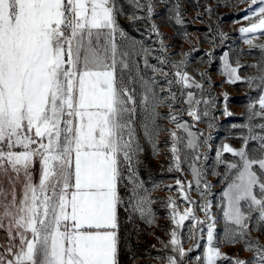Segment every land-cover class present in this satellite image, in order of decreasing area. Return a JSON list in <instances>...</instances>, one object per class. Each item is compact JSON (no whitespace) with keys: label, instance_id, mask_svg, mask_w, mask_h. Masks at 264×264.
<instances>
[{"label":"snow or ice","instance_id":"1","mask_svg":"<svg viewBox=\"0 0 264 264\" xmlns=\"http://www.w3.org/2000/svg\"><path fill=\"white\" fill-rule=\"evenodd\" d=\"M238 2L249 5L239 29L249 52H223L221 74L257 96L232 125L239 146L221 143L209 168L211 78L197 79L156 23L163 7L183 27V0H0V264H120L125 225L138 232L137 220H157L156 190L175 193L161 202L171 226L157 238L159 264H264V0ZM252 52L256 63H242ZM205 56L210 64L213 52ZM161 136L168 171L191 180L161 189L142 178L145 145L158 156ZM209 175L222 185L218 203ZM236 245L249 258L222 251Z\"/></svg>","mask_w":264,"mask_h":264},{"label":"rangeland","instance_id":"2","mask_svg":"<svg viewBox=\"0 0 264 264\" xmlns=\"http://www.w3.org/2000/svg\"><path fill=\"white\" fill-rule=\"evenodd\" d=\"M194 4H196V0H183V11L185 13V24L183 27L168 21L163 7L156 9L158 13L156 23L160 26V31L168 38L167 42L173 45L171 49L172 53L189 54V71L197 79H199V73L201 72H206L211 78V87L207 88L206 91L212 93L216 102L213 114L217 119L214 121L215 128L210 133L214 138L211 142L213 151L209 153L210 168L214 162L215 149L221 143L227 142L233 146H239L238 142L232 138L235 132L238 131L233 130L232 125L245 122L244 118L247 105L257 96V92L250 89L244 83H225V76L221 74L222 65L220 57L223 52H249L248 46L242 42V37L239 33V29L248 24V21L244 20L243 17L249 5L247 3H239L238 0H198V7H194ZM205 8H211V13L206 12ZM198 14L199 18H197ZM120 23L137 39H146L143 25L137 26V24H131L125 17L120 18ZM185 32L187 33L186 37L183 35ZM221 32L226 34L227 37L223 42H219V34ZM209 36L212 37V40L208 39ZM213 40L218 41L214 49L212 47ZM256 42L264 43V40ZM194 48L198 49V51H194ZM209 51L213 52L210 64L208 57L205 56V53ZM176 58L179 59V55ZM233 58L235 59V57ZM257 58V52L239 57L242 63L246 65L256 63ZM241 74L245 76L252 75L253 70L251 68L242 69ZM225 93L227 94L226 100ZM225 106H227L228 111L233 113L232 116L223 115ZM160 111L166 112L167 109L162 108ZM184 119L189 120L190 118L185 116ZM198 127L205 133L209 131L206 123H200ZM166 139V136L160 137L162 151L158 156H153L151 148L145 145L140 173L142 178L148 182L149 187L154 183H158L161 185V189H163L164 185H174V180L177 177L191 180L190 175L182 176L178 172L168 171L170 160L166 158V152L163 150V142ZM185 172H187L186 166ZM207 179L214 185L211 199L214 203H218L221 199L222 185L215 176L209 175ZM169 195H175V193L168 192L167 190H156L152 193V196L157 201L153 205L157 213V220L153 226L149 227L142 221L137 220L138 232L128 225H125V228L122 229L120 264H159V261L153 259V257L161 249L160 242L157 238L165 241L168 240V236L165 233L171 225L167 219V209L161 202L166 201ZM192 199L199 200L198 194L193 192ZM213 211L218 217L220 216L218 208H214ZM199 215L200 218H203L202 213H199ZM217 231H220L219 227ZM253 235L255 236L256 234L254 233ZM259 238L264 241V235ZM2 241L3 233H0V242ZM192 243L194 241H186L185 247H189ZM222 251L229 255L239 253L245 259L251 255L248 252H241L240 245H236L235 247L225 246L222 248ZM200 254H202V249H198L189 255L195 257Z\"/></svg>","mask_w":264,"mask_h":264}]
</instances>
